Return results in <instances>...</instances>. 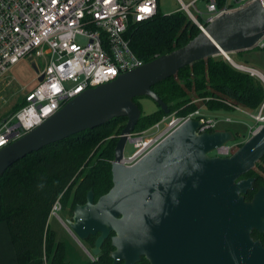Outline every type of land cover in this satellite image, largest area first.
Here are the masks:
<instances>
[{
	"label": "water",
	"instance_id": "obj_1",
	"mask_svg": "<svg viewBox=\"0 0 264 264\" xmlns=\"http://www.w3.org/2000/svg\"><path fill=\"white\" fill-rule=\"evenodd\" d=\"M264 34V0H253L218 15L184 46L159 55L115 79L89 87L65 102L39 126L0 148V176L11 164L61 139L126 117L111 162L112 185L94 201L66 215L79 240L96 235L90 253L99 255L111 237L112 264H264V245L252 231L264 232V187L250 200L253 177H241L264 156V125L230 155H211L235 139L227 129L198 133L189 118L137 162L126 165L123 149L141 114L134 98L145 96L169 113L151 87L180 68L208 57L255 47ZM38 73L35 63L31 64ZM43 79L39 74L37 80ZM4 122V119L0 123Z\"/></svg>",
	"mask_w": 264,
	"mask_h": 264
},
{
	"label": "trees",
	"instance_id": "obj_2",
	"mask_svg": "<svg viewBox=\"0 0 264 264\" xmlns=\"http://www.w3.org/2000/svg\"><path fill=\"white\" fill-rule=\"evenodd\" d=\"M225 0H217L221 6ZM200 29L181 9L164 14L158 8L152 18L130 22L126 37L136 57L144 62L184 46ZM257 51L264 55V47H252L243 52ZM261 70L264 71V60ZM151 89L168 105L166 114L159 105L151 113H143L138 96L134 102L141 114L133 133L153 127L163 117L187 114L205 107L209 111L233 110V106L257 111L264 99L261 80L245 71L234 68L223 56L208 57L186 65L175 75L155 83ZM23 97L13 112L23 106ZM3 118L0 119V121ZM126 124V117H115L106 124L75 133L56 143L28 153L14 162L0 176V222L7 225L17 264H72L65 260L63 242L55 239L48 219L54 205L73 210L76 203L85 201L93 189L95 198L105 194L112 185L111 162L118 135ZM215 129H209L214 131ZM235 136L233 142L249 137L248 131L239 133L228 127ZM241 140V139H240ZM244 140V139H243ZM241 140L238 147L244 142ZM211 155H217L214 151ZM241 177H253L254 189L245 194L250 200L255 191L264 187V156L254 169ZM264 245V232H251ZM95 237H90L93 244ZM106 241L97 258L79 264H112ZM136 264H149L145 257Z\"/></svg>",
	"mask_w": 264,
	"mask_h": 264
},
{
	"label": "built area",
	"instance_id": "obj_3",
	"mask_svg": "<svg viewBox=\"0 0 264 264\" xmlns=\"http://www.w3.org/2000/svg\"><path fill=\"white\" fill-rule=\"evenodd\" d=\"M179 1L181 10L202 30L218 15L243 8L253 0H225L221 6L217 5V0H202L206 8L203 17L195 6L201 0ZM158 3L159 0H0V79L24 57L43 62L37 73V76L42 74L43 79L24 91V105L0 123V148L39 126L83 90L144 64L132 51L125 33L130 22L152 18L159 8ZM190 7L199 16L194 15ZM256 46L264 47V34ZM236 64L237 69L258 77L264 86L263 70ZM251 116L257 124L254 132L264 125V99ZM189 118L201 121L198 133L215 129L220 122L196 110L179 117L172 130ZM224 120L231 121L227 117ZM159 124L158 121L152 128H158ZM143 133L128 137L138 151L128 159L124 156L126 165L137 162L166 136L161 139L155 136L143 142ZM225 148L221 146L217 155H230L227 148L220 153Z\"/></svg>",
	"mask_w": 264,
	"mask_h": 264
},
{
	"label": "rangeland",
	"instance_id": "obj_4",
	"mask_svg": "<svg viewBox=\"0 0 264 264\" xmlns=\"http://www.w3.org/2000/svg\"><path fill=\"white\" fill-rule=\"evenodd\" d=\"M189 0H182L183 3H187ZM195 6L199 12H202L201 16L203 17L206 13V8L204 2L197 1ZM158 7L160 11L164 14H168L177 9H182L179 0H159ZM191 12L194 15L199 16L198 12L194 8L190 7ZM234 62L242 63L249 67H255L259 70L262 68V62L264 60V55L260 52L251 50L248 52H243L242 55L236 53L229 54ZM32 63H35L38 71L43 67V62L40 59L24 57L19 63L11 67L7 73L0 79V119L11 114L15 108L21 104L24 91L35 87L38 83L37 73L32 67ZM139 104L142 107L143 113H151L155 111L157 105L148 97H140ZM200 113L209 118H214L220 122L217 125V129H224L228 127L234 130H238L239 133L247 130L250 137L254 128L257 126L255 119L251 115L255 114V111L251 112L243 107L236 108L229 111L213 112L207 110L205 107H201ZM229 118V122H226L224 119ZM179 117L171 114L166 116L164 119L160 120L159 127L140 129L136 131V134L144 131L143 142H147L155 136H158V139H161L167 135L173 128V124ZM240 138L243 141H246L248 138ZM237 142H228L226 148L228 153L231 154L238 148ZM225 149H221L220 153H224ZM138 151L131 141H127L124 149L123 155L128 159L129 157L134 156ZM214 152V151H213ZM212 153V152H211ZM48 222H50L51 229L55 232V239L58 242H63L65 251V260L72 264H79L92 260L94 255L90 253V248L92 245L84 240H79L74 236L70 231L69 227L63 222V214L61 213L60 207L56 205V208L52 211ZM0 264H17L16 257L14 256L12 242L9 238L7 225L4 222H0Z\"/></svg>",
	"mask_w": 264,
	"mask_h": 264
},
{
	"label": "flooded vegetation",
	"instance_id": "obj_5",
	"mask_svg": "<svg viewBox=\"0 0 264 264\" xmlns=\"http://www.w3.org/2000/svg\"><path fill=\"white\" fill-rule=\"evenodd\" d=\"M88 193V192H87ZM86 196H87V194H86ZM98 198V197H97ZM97 198H95V195H94V201L97 199ZM85 201H86V197H85ZM84 201V202H85ZM84 202H82V203H76V204H83ZM76 204H75V206H76ZM57 205L60 207V210H61V213L63 214V222H65V218H66V215H72L73 214V210H74V208H73V210L71 211V212H69V207H66V208H63L61 205H60V202H58L57 203ZM65 224L68 226V224H67V222H65ZM71 231V230H70ZM113 234V232H111L110 234H109V238H107L105 241H104V243L106 242V241H109L110 242V244H111V235ZM94 237H96V235H93ZM93 236H91V237H93ZM89 239H90V237H89ZM89 239H87V240H84V241H86L87 243H88V245L90 246V245H92L93 246V244H91L90 242H89ZM96 239V238H95ZM95 241V240H94ZM94 243V242H93ZM104 243L102 244V246H101V249H102V247H103V245H104ZM111 247H112V250H113V246L111 245ZM111 250V251H112ZM110 251V252H111ZM109 252V253H110ZM100 253H101V251H100ZM100 253H99V255H100ZM92 255H94V254H92ZM99 255H97V256H99ZM110 255V254H109ZM97 256L96 255H94L93 257H94V259L95 258H97ZM112 261H113V259H112ZM118 264H123V262L121 261L120 263H118Z\"/></svg>",
	"mask_w": 264,
	"mask_h": 264
},
{
	"label": "crops",
	"instance_id": "obj_6",
	"mask_svg": "<svg viewBox=\"0 0 264 264\" xmlns=\"http://www.w3.org/2000/svg\"><path fill=\"white\" fill-rule=\"evenodd\" d=\"M219 130V129H218ZM50 223V222H49Z\"/></svg>",
	"mask_w": 264,
	"mask_h": 264
}]
</instances>
